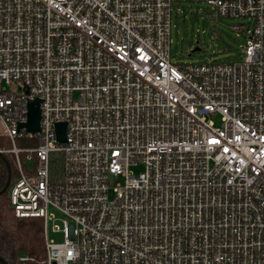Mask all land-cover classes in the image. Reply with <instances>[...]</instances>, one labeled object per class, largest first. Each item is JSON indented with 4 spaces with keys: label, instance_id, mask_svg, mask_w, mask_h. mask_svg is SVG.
<instances>
[{
    "label": "built area",
    "instance_id": "obj_1",
    "mask_svg": "<svg viewBox=\"0 0 264 264\" xmlns=\"http://www.w3.org/2000/svg\"><path fill=\"white\" fill-rule=\"evenodd\" d=\"M187 1L244 20L239 60L173 61ZM0 134L47 264H264V0H0Z\"/></svg>",
    "mask_w": 264,
    "mask_h": 264
},
{
    "label": "rangeland",
    "instance_id": "obj_2",
    "mask_svg": "<svg viewBox=\"0 0 264 264\" xmlns=\"http://www.w3.org/2000/svg\"><path fill=\"white\" fill-rule=\"evenodd\" d=\"M178 9V10H177ZM244 20L234 21L217 17L216 12L201 2L187 1L179 4L173 11L171 24V53L175 62L182 64L226 62L239 60L245 42V35L233 27ZM199 47L201 50L193 52ZM216 126L220 117L211 118ZM142 168H134L138 175ZM112 199V196L110 197ZM49 225V237L56 238Z\"/></svg>",
    "mask_w": 264,
    "mask_h": 264
},
{
    "label": "trees",
    "instance_id": "obj_3",
    "mask_svg": "<svg viewBox=\"0 0 264 264\" xmlns=\"http://www.w3.org/2000/svg\"><path fill=\"white\" fill-rule=\"evenodd\" d=\"M10 148V141L0 134V149ZM11 167V182L17 171L10 154L5 155ZM8 171L5 160L0 156V257L8 264H47L43 221L38 218L19 219L15 216L6 187ZM10 187V186H9ZM21 258H26L22 261ZM0 264H3L0 261Z\"/></svg>",
    "mask_w": 264,
    "mask_h": 264
},
{
    "label": "water",
    "instance_id": "obj_4",
    "mask_svg": "<svg viewBox=\"0 0 264 264\" xmlns=\"http://www.w3.org/2000/svg\"><path fill=\"white\" fill-rule=\"evenodd\" d=\"M201 49L199 47H196L193 52H197L200 51ZM40 102L39 101H35V102H31L29 105V120H28V124L26 125L27 129L29 132L31 133H37L40 132V119H41V113H40V108H39ZM66 124L65 123H60L56 125V133H57V139L60 143H64L66 142ZM2 156V158L5 160V163L7 165V171H8V179H7V183H6V187L4 188V190L2 191L5 192L8 190L9 186H10V182H11V167L10 164L8 162V160L6 159V157L4 155H0ZM0 261L3 264H8L6 263L1 257H0Z\"/></svg>",
    "mask_w": 264,
    "mask_h": 264
}]
</instances>
